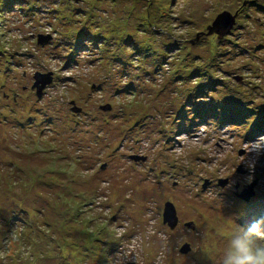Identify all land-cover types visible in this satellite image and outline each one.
Instances as JSON below:
<instances>
[{
	"label": "rangeland",
	"instance_id": "374dc122",
	"mask_svg": "<svg viewBox=\"0 0 264 264\" xmlns=\"http://www.w3.org/2000/svg\"><path fill=\"white\" fill-rule=\"evenodd\" d=\"M259 217L264 0H0V264H220Z\"/></svg>",
	"mask_w": 264,
	"mask_h": 264
},
{
	"label": "clouds",
	"instance_id": "9594fccd",
	"mask_svg": "<svg viewBox=\"0 0 264 264\" xmlns=\"http://www.w3.org/2000/svg\"><path fill=\"white\" fill-rule=\"evenodd\" d=\"M220 264H264V219L247 228L237 227L220 258Z\"/></svg>",
	"mask_w": 264,
	"mask_h": 264
},
{
	"label": "water",
	"instance_id": "95a60500",
	"mask_svg": "<svg viewBox=\"0 0 264 264\" xmlns=\"http://www.w3.org/2000/svg\"><path fill=\"white\" fill-rule=\"evenodd\" d=\"M236 17L233 16L232 14L225 12L221 15H219L216 19V21L213 23V26L210 27L209 30V35L213 34H218L220 37H225L229 34V32L233 29L235 22H236ZM50 38V37H49ZM48 39L45 37H40V42L43 43V40ZM39 42V43H40ZM36 88H37V96L42 97L45 89L47 88L48 85H50L53 80L51 76H46V75H36ZM241 81V79L239 80ZM104 111H109L111 110V107H104L102 108ZM75 112H78V109L74 110ZM132 160L136 162H142L146 161V158H142L139 156H132ZM239 174H245L243 170H239ZM220 186L222 188H225L227 186V181H221ZM257 187V183L248 186L241 195H239V198L243 199L245 202H250L253 198H255L256 193H255V188ZM164 222L167 223L172 229H174L178 225V218L177 214L174 210V206L169 203L166 205L165 208V214H164ZM188 227L192 228V225H188ZM190 246L186 245L182 248L181 253L182 254H188L190 252Z\"/></svg>",
	"mask_w": 264,
	"mask_h": 264
},
{
	"label": "flooded vegetation",
	"instance_id": "af4514ba",
	"mask_svg": "<svg viewBox=\"0 0 264 264\" xmlns=\"http://www.w3.org/2000/svg\"><path fill=\"white\" fill-rule=\"evenodd\" d=\"M134 161V160H133ZM134 162H136V161H134ZM137 163H139V162H137ZM237 196L239 197V194H237Z\"/></svg>",
	"mask_w": 264,
	"mask_h": 264
}]
</instances>
